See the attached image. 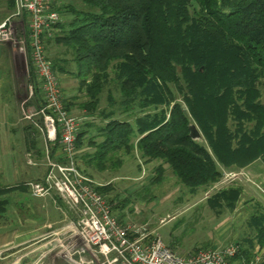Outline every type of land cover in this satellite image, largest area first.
I'll use <instances>...</instances> for the list:
<instances>
[{
	"label": "trees",
	"instance_id": "obj_1",
	"mask_svg": "<svg viewBox=\"0 0 264 264\" xmlns=\"http://www.w3.org/2000/svg\"><path fill=\"white\" fill-rule=\"evenodd\" d=\"M7 6L15 9L14 0ZM62 8L71 18L56 23L42 40L46 50L64 48L48 59L55 71L73 73L78 80V90L86 96L79 107L94 114L102 91L112 84L119 100L109 90L110 106L118 103L128 114L136 106L145 112L131 123L115 117L114 109L101 110L100 140L87 135L94 125L85 123L76 146L88 136L94 151L83 155L86 166L98 171L119 166L117 155L136 149L145 161H160L154 181L163 177L167 165L181 184L196 190L218 182L224 169L264 163L259 89L264 80V0H76ZM70 63L73 71L67 69ZM29 76L39 93L30 63ZM63 101L69 111L73 103ZM40 102L42 107L44 100ZM151 107L156 111L146 112ZM190 123L202 141L190 138ZM108 188L96 190L103 194ZM241 193L240 186L222 188L208 204L232 209ZM4 204L7 200H0L1 210ZM249 226L254 232L249 247L233 257L239 264H251L255 245L264 251V209L250 215Z\"/></svg>",
	"mask_w": 264,
	"mask_h": 264
},
{
	"label": "rangeland",
	"instance_id": "obj_2",
	"mask_svg": "<svg viewBox=\"0 0 264 264\" xmlns=\"http://www.w3.org/2000/svg\"><path fill=\"white\" fill-rule=\"evenodd\" d=\"M74 2L55 0L54 8L60 11L61 21L71 18L62 7ZM7 5L8 0H0V14L4 15L1 23L7 21L8 29L7 37H0V200H7L0 208V264H126L115 252L101 253L98 247L85 245L77 238L76 222L80 215L58 191L38 193L31 185L38 183L46 187L44 180L50 162H62L63 158L59 137L47 138L44 117L39 112L43 94L35 92L29 76V63L33 66L27 42L28 17L25 13L14 15L15 9ZM63 49L48 46L46 55L53 57ZM67 69L73 71V64H68ZM56 73L64 100L73 103L69 113L81 118L82 129L85 123H93L87 135L96 140L101 138L97 130L103 124L101 110L114 109L115 117L131 123L145 113L138 106L132 114L123 112L118 103L110 106L109 90L119 100L112 84L102 91L99 110L87 113L79 107L86 96L78 90L74 74ZM34 76L37 82L35 72ZM259 89L264 100V80ZM154 111L153 107L146 109V112ZM88 136L76 146L77 165L86 170L84 174L94 181L95 188L109 185L103 194L109 201L113 200L110 202L113 214L120 224L146 226L152 235L159 236L177 254L186 257L199 250L220 249L226 245H238L239 249L249 247L254 234L249 217L257 208L264 209V173L260 174L264 163L254 162L253 169L251 165L240 170L224 169L218 182L190 190L167 165H163V177L154 181L160 161L147 162L136 149L129 155L119 153L117 156L122 161L119 166L103 171L86 166L83 155L94 151L87 144ZM229 171L240 174L234 179L226 178L225 173ZM232 185L242 189L235 207L212 209L208 204L212 195ZM253 253L254 259L259 257L255 264L264 261V251L257 245ZM228 264H239V261L232 257Z\"/></svg>",
	"mask_w": 264,
	"mask_h": 264
},
{
	"label": "built area",
	"instance_id": "obj_3",
	"mask_svg": "<svg viewBox=\"0 0 264 264\" xmlns=\"http://www.w3.org/2000/svg\"><path fill=\"white\" fill-rule=\"evenodd\" d=\"M54 0H14V15L28 17V47L31 64L39 81L44 105L39 112L47 127V138L60 141L63 161H51L45 177L46 187L32 183L38 193L54 189L67 204L80 215L77 238L85 245L99 248L101 253L115 252L126 264H228L236 255L238 245H226L220 249L199 250L189 256L177 254L146 226H124L113 214L110 201L96 190L94 181L78 169L76 140L81 118L65 108L63 93L56 71L46 55L42 40L60 22V12L54 8ZM7 21L0 23V37H7ZM240 173L229 171L226 178L234 179ZM224 175V174H223ZM164 222V219L161 220ZM134 233V235H132ZM256 256L251 264H255ZM255 261V262H254Z\"/></svg>",
	"mask_w": 264,
	"mask_h": 264
},
{
	"label": "water",
	"instance_id": "obj_4",
	"mask_svg": "<svg viewBox=\"0 0 264 264\" xmlns=\"http://www.w3.org/2000/svg\"><path fill=\"white\" fill-rule=\"evenodd\" d=\"M189 136L193 140H200L202 138L200 131L194 123L188 125Z\"/></svg>",
	"mask_w": 264,
	"mask_h": 264
},
{
	"label": "crops",
	"instance_id": "obj_5",
	"mask_svg": "<svg viewBox=\"0 0 264 264\" xmlns=\"http://www.w3.org/2000/svg\"><path fill=\"white\" fill-rule=\"evenodd\" d=\"M54 1H55V0H54ZM14 91H15V90H13L12 92L15 93ZM13 93H12V94H13ZM252 165H253V164H252ZM252 165H251V166H252ZM253 167H254V166H252V169H253ZM254 169H255V168H254ZM260 170H261L260 174L264 173V168H261ZM250 171L253 172L252 170H250ZM257 174H259V172H258Z\"/></svg>",
	"mask_w": 264,
	"mask_h": 264
}]
</instances>
